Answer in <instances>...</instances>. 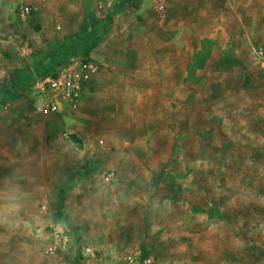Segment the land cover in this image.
I'll return each mask as SVG.
<instances>
[{"label": "rangeland", "instance_id": "374dc122", "mask_svg": "<svg viewBox=\"0 0 264 264\" xmlns=\"http://www.w3.org/2000/svg\"><path fill=\"white\" fill-rule=\"evenodd\" d=\"M113 2L86 14L100 75L77 112L42 116L31 82L0 86V161L15 144L17 169L49 167L48 200H0L2 243L25 245L1 264L72 262L47 254L56 222L90 264H264V0Z\"/></svg>", "mask_w": 264, "mask_h": 264}, {"label": "crops", "instance_id": "0c3cea01", "mask_svg": "<svg viewBox=\"0 0 264 264\" xmlns=\"http://www.w3.org/2000/svg\"><path fill=\"white\" fill-rule=\"evenodd\" d=\"M113 1L108 0V3L114 5ZM22 6H30L32 8V18L26 23H21L18 18L19 9ZM92 7L91 0H0V86L17 79L16 83L21 84L20 87H23L27 85L29 78L38 77L53 70V66H56L55 59L58 58L61 61L63 53L68 51L66 48L70 44H66L67 40L79 33L84 35L83 33L88 28L87 21L90 18L86 19V14ZM71 21L72 23H69ZM95 28H98V26ZM54 44H57V53H54V56L43 57L41 55L42 52ZM5 122L4 119L0 118V141H2L3 137L2 131L5 130L2 125ZM11 136L9 134L8 138ZM3 141H5L4 138ZM10 147L8 145V153L10 152ZM13 149L12 160L7 163L3 160L0 161V184L7 182L10 183L11 187L7 197H5L7 192L3 193L2 196L0 193V200L6 198L17 200L22 197V199L27 200H48L49 185L47 179L49 167L41 165L39 169H17L15 144H13ZM3 156L0 151V157ZM46 163L47 161L44 164L46 165ZM38 180H41L40 186L36 185ZM26 181L31 190H38L39 192L33 193L32 191L29 195L27 192L24 193V190L18 191V189L24 187L23 184ZM17 194L20 195L17 197ZM69 209L68 212L73 220L72 205L69 206ZM8 217V214L0 210V264L2 263V252H18V249L25 248V245L19 243L17 238L13 241V244L5 245L2 243V235L6 233V230H2L1 221L7 220ZM69 228L73 232L74 241L80 244V237L77 232L72 227ZM9 233H13L12 236H18L16 226L14 231ZM50 234L49 238H51L52 242L53 236L52 233ZM87 240L89 241V237H87ZM51 242L48 245H51ZM86 245L89 246L88 244ZM75 253L74 256L73 254L71 255L73 258L69 264H90L92 262L89 261V258L83 257L79 250ZM51 258L65 262L69 260L65 259L63 255Z\"/></svg>", "mask_w": 264, "mask_h": 264}, {"label": "built area", "instance_id": "2783aa9c", "mask_svg": "<svg viewBox=\"0 0 264 264\" xmlns=\"http://www.w3.org/2000/svg\"><path fill=\"white\" fill-rule=\"evenodd\" d=\"M99 2L100 7H102L104 2ZM18 18L21 23L31 20L32 8L22 6L18 12ZM68 42L73 46L86 43L85 46L91 47L95 44V39H90L81 34L73 36ZM257 55L259 59L264 60L263 47L259 48ZM60 64L62 66H53L54 69L46 74L29 78L33 95L36 97L34 110L37 114L45 117H57L77 112L81 107L85 92L93 86L100 75V66L92 57L89 48L83 58L63 57ZM43 211L45 213L50 212L49 206H43ZM51 233L53 241L47 249V254L50 257L63 255L65 259H72L71 255L74 256L77 250L83 257L90 258L93 256L94 252L91 247L74 241L73 232L66 224L54 223L51 227ZM129 260L131 261L132 258Z\"/></svg>", "mask_w": 264, "mask_h": 264}, {"label": "trees", "instance_id": "16d2710c", "mask_svg": "<svg viewBox=\"0 0 264 264\" xmlns=\"http://www.w3.org/2000/svg\"><path fill=\"white\" fill-rule=\"evenodd\" d=\"M69 40H70V39H69ZM69 40H67V43H66V44L69 43V42H68ZM69 44H70V45H68L67 48H66L68 51L65 52V53H63L62 57H69V56L73 55L74 52H77V51H78V52H80V51L83 52L85 49H88V48L90 49V48L93 47V46H91V47H88V46H87V47H86V46H85L86 43H83V44H81L80 46H73V44H71V43H69ZM61 45H62V44H61ZM61 45H60V46H61ZM58 47H59V46H58ZM2 93H3V95H4L5 100H7V98L9 97V95L7 94V92H0V94H2ZM11 97H12V96H11Z\"/></svg>", "mask_w": 264, "mask_h": 264}]
</instances>
